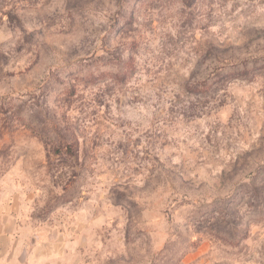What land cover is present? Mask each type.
Masks as SVG:
<instances>
[{
	"label": "rangeland",
	"instance_id": "obj_1",
	"mask_svg": "<svg viewBox=\"0 0 264 264\" xmlns=\"http://www.w3.org/2000/svg\"><path fill=\"white\" fill-rule=\"evenodd\" d=\"M0 264H264V0H0Z\"/></svg>",
	"mask_w": 264,
	"mask_h": 264
}]
</instances>
